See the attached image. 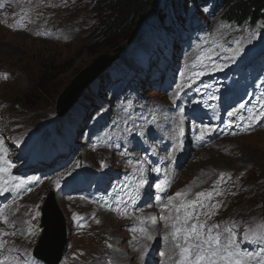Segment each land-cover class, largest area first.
Listing matches in <instances>:
<instances>
[{
    "label": "rangeland",
    "instance_id": "rangeland-1",
    "mask_svg": "<svg viewBox=\"0 0 264 264\" xmlns=\"http://www.w3.org/2000/svg\"><path fill=\"white\" fill-rule=\"evenodd\" d=\"M2 1L4 0H0V3ZM41 1L42 5L37 9L31 10L27 15L26 21L22 23L24 24L31 21L29 25L24 24L32 30L29 36L21 35L18 31H10V28L0 25V140L3 141L7 152H10L7 154L8 157L2 160V163H6L5 161L9 162L8 158H10L14 161V167L12 168L14 171L16 170L15 166L20 164L19 161H16L14 156L16 153L15 150L8 145L2 134L3 126L5 124L13 126L19 115L22 116L26 123L31 122L32 128L44 123H49L50 127L53 129L58 127L59 131L61 129H66L65 134H60L58 131V135L63 142L67 140L68 135L72 139L70 150L77 156V164H79V158L95 160V164H113L122 161L125 159L122 149L126 137L129 135L135 137L143 146V149L140 151V159L148 161L149 154L158 149L157 137L160 135V130L164 133L168 122L162 119L160 115L154 125L157 128V133L152 132L155 136L145 130L153 127L150 125L155 123L160 105L161 108H163L171 102L179 101L185 94H177L174 92H187V100L192 106V111L189 109V115L180 122L179 126L173 128L172 133L173 138H175L173 146L180 149L179 143L181 142L185 148H187L190 143H194L196 140H202V137L206 139V136L212 132L216 122L211 120L209 115L201 109V103L197 101V96L194 93L196 87L194 83L185 81L182 84L174 83L172 85H165L151 72V68L155 66L158 61L171 62V55L175 51L179 55L178 61L181 60L182 56L186 57L188 54V51L184 50L186 47L196 54L199 64L205 67L211 55L208 52L210 45L207 47L208 45H204L200 39H194L190 46L186 44L181 45L183 36L181 33L182 30H169L167 27L169 20L160 19L155 15H151L141 24L134 35L132 44L122 52L113 65L106 70V76H112L113 79L107 80V83H104V85L101 80L102 76L94 80L85 89L78 104L69 114L59 118L56 115L57 104L73 79L81 70L90 65L101 54L113 53L114 47L112 48L111 45H104L103 43L105 38L103 39L100 34L103 23H98L94 10V4L97 0H56L55 4L44 3L46 0ZM98 1L100 2L102 0ZM199 12H203L209 24H215V22L210 20L211 17L208 13L205 11ZM24 14L25 11L20 10L11 16L20 24ZM219 17L220 12L218 10L214 18L219 19ZM61 26H64L65 29L70 32V37L58 34ZM89 47H95L92 53L88 52ZM235 47L236 49H240L238 52L239 54H245L254 50H261V52L264 53V48L261 49L259 43L256 44L253 49L236 45ZM184 63L185 60L183 61V64ZM141 68L144 69L141 70ZM142 72H145L143 78L139 79V81L132 86L134 89L140 91V96L142 98L140 106H135V109H132L134 106L133 102H130V106H124L120 99L111 101V94L116 86L110 83H117L120 85L125 78H129L127 84L131 85L132 81L140 77ZM5 74L7 78H4ZM41 84L43 90L39 91ZM254 84L256 86L255 95L251 98L245 96L239 99L237 104L253 107L257 116L264 113V67L261 69ZM177 85L181 87L178 89ZM171 91L174 92L169 93ZM28 96L30 97L28 98ZM99 96H101V98H99ZM234 104L235 103H232L227 108ZM119 106L121 109L117 110L116 108ZM79 109H81L79 117L84 118L88 114V119L84 126L79 128L78 123L80 120L79 117L77 118V133L72 137L69 131ZM164 109L162 113L166 111V113L171 115L173 112L168 106ZM235 111L237 115L248 112L245 108H237ZM263 118L258 125L251 121H243L245 125L248 122L252 125H248L247 129L243 132L232 134L221 139L222 149L214 151L220 154L222 158V162L217 165L221 166V170L225 171L226 169H234L237 167H239V170L246 168L242 171L241 175V178L245 181L241 183V186H236L230 201L226 202L225 200L223 204H220L213 192H211L212 196L210 199L206 197L198 198V200H201L204 204V207L201 208L199 206L200 209L197 211L199 220L206 221L209 226L219 225L218 230L213 229V231H220L222 233V241L229 236V233L225 231L226 228H229L232 233L236 234L237 241L239 237H243L244 242L249 241L250 246L255 247L254 255L260 253V255H258L260 257L259 260L256 257L257 255L253 256L254 258L247 256L242 257L244 264H256V262L259 261L260 263L264 260L262 257L264 252H261L260 248V245H264V241L256 239L254 236H252L251 239H245L244 237L245 232H251L250 236L253 233H264ZM103 123L104 125L102 126ZM220 126V124H217L211 134H214ZM141 133H143V135H141ZM236 136H241L242 138ZM144 141L155 142L150 143L152 145L151 147L149 143H144ZM175 141L178 142V145H176ZM238 147L242 153L239 152L238 157L240 156V158L235 159L234 156L236 155ZM180 151L182 156H184V149ZM50 154H52L51 146L46 144L38 147L36 152L30 153L28 158H43ZM198 155L200 158H193L194 160L189 170H185L183 173L188 179L191 178L193 174L196 175V171L199 169L197 161L207 156V154L201 153ZM102 156H104V162H101ZM74 157L75 156L72 158ZM249 162L254 164H249ZM125 164L131 170H135L130 174L131 181L129 175H124L122 172H119L108 181V183L111 181V184L117 185V187L107 193L110 194L125 190V195L122 198L123 207L129 208L133 201L132 195L139 190L144 191L147 185L152 184V178L142 181V176L137 175L139 171L134 167L130 159H127ZM78 166H84L91 170V168L84 163ZM75 167L66 171L57 167L59 170L53 174L54 177H56L55 175L62 177H56L61 192V199H64V196H73L72 200L64 199L67 202L68 208L71 211L74 209V206L80 208L85 205L87 199L94 203L95 201L91 196L105 200L101 195L95 196L90 194L89 198H80L76 193V189L82 182H91L96 176V170L93 166L89 178L80 179V183L75 187L65 188L63 186L64 179L70 175ZM185 175L176 178L177 184L180 186V189L177 191H181L182 186L186 185L187 178ZM3 178L8 181L11 191L16 196V213L14 216L18 213L25 214L26 216L29 208L39 201L40 195V201L37 204L38 208L40 203L45 199L48 191L54 187L53 177L45 178L43 175L25 174L22 173L20 169L12 173L6 171ZM182 180L184 181L182 182ZM250 184L258 186L257 192L239 190L240 188L248 190L253 189L254 186ZM11 191L6 193L8 196L3 201L4 203L11 200V204H13L12 198L14 195L12 196ZM86 191L87 193H93L89 187L86 188ZM98 192L100 193L101 191ZM24 193L28 195H37V197H29L23 201ZM117 193L108 195V197L115 198ZM169 193L170 195L172 194L171 192ZM246 195H249V197L247 198ZM174 197H176V195ZM256 197L257 199L250 203V200ZM249 203L254 205L253 211L249 206V209L247 208L246 205ZM61 208L66 237L69 241L64 250L63 257L58 264H87L92 259L105 253L112 246H115L116 250L120 248L121 251L125 253L124 262L129 260L131 262L138 261L137 263L139 264H145L143 260L139 259L138 252H130L129 255H126V251H128L127 246L134 242L135 237L133 235H128L129 243L123 246V238L120 230H113V238L109 242L111 246H107L103 252L96 256L84 258L85 254L81 251L76 252V250L79 248L80 240L82 241L85 234L79 237L78 233L71 229L72 226L75 225L74 218L70 215L69 218H67L63 203H61ZM256 211L260 213L262 222L259 218L258 220H251L250 216H255ZM102 216L106 219L110 215L104 214ZM28 217L30 222L29 228H31V214ZM26 222L28 223V219H26ZM35 224L37 226V220ZM78 226L82 228L81 222L78 223ZM74 229H76V227H74ZM8 233V238L12 243L23 244L29 249V246L34 247L40 231L37 227L34 235H30V238L27 234L25 239H21L12 231ZM106 241L107 240L103 242ZM83 250L88 254H93V247L89 239L85 242ZM3 252L4 250L0 248V254H2L0 260L5 256ZM137 263L126 262L123 264Z\"/></svg>",
    "mask_w": 264,
    "mask_h": 264
},
{
    "label": "bare ground",
    "instance_id": "bare-ground-1",
    "mask_svg": "<svg viewBox=\"0 0 264 264\" xmlns=\"http://www.w3.org/2000/svg\"><path fill=\"white\" fill-rule=\"evenodd\" d=\"M53 1L54 0H46L45 2ZM41 3V0L2 1L0 3V25L10 28V31H18L21 35L29 36L32 30L26 25H29L31 21L24 23L26 25L22 23L26 21L28 13ZM20 10H24L25 14L19 24L11 15ZM101 55L97 58L103 60L104 57L102 58ZM167 106L173 110L171 115L174 116L176 123L180 124V122L189 115L190 105L186 94H184L179 101L171 102ZM167 106L161 108V118L168 122L166 125V131L163 133L160 130V135L157 137L158 149L149 154L148 161L140 159V151L143 149V146L132 136L127 138L124 149L127 159H130L132 164H134V167L138 169L139 173L137 175L142 176V181L152 178V184L147 185L144 191L139 190L132 195L133 201L129 208L123 207L122 198L125 195V191L118 192L115 198H109L108 196L104 198L102 196L105 200L91 196L95 201L94 203L87 199L84 206L80 208L74 206V209L72 210L73 213H81L89 218L87 221H79L81 222L82 232L85 235L82 238V241L80 240V245L76 252L81 251L84 253V258L96 256L103 252L106 247L110 245L109 242L113 238V230H120L123 238V246L128 245L129 243L128 235H133L135 237L134 242L127 246L128 251H126V255H129L130 252H138L139 259L143 260L145 264H177L179 249L175 247L176 241L171 237V224L178 215L182 216L184 214V209L181 208L180 211L177 212L176 209L178 207L175 206V200H170L165 203L164 206L160 207L157 201V192L153 187L154 181L161 178H164L166 181L172 174L174 176L183 174L185 170H189L194 159L200 158L198 154L201 153L207 154V156L197 161L199 169L196 171V175L193 174L192 177L189 178V184L187 186L185 185L188 195L182 193L183 195L175 197L177 201L181 200L180 205L192 200H197V193L205 192L209 188L214 190L215 194L221 201L229 200L234 194L236 186L243 182L238 177V174L241 171L239 170V167L223 171L221 170V166H217L222 162V158L220 154L215 153L214 151L222 149L223 146L221 144V139L245 131L251 123L248 122L245 125L242 121L233 129H226L220 126L214 134L209 135L206 144L199 145V141L194 142L193 144L199 146L193 147V145H190L185 150L186 157L180 158V152L177 150L179 148L176 147L177 149H175L171 147V144H174L170 133L172 126L171 116L166 113V111L162 113L163 109ZM145 131H148L149 133H157V128L153 126ZM152 135L155 136L153 133ZM236 137L242 138L241 136ZM177 143L178 142H176V145H178ZM182 144L181 147H183ZM239 152L242 153L238 147L236 155L234 156L235 159L240 158V156L238 157ZM187 157L188 160L186 161ZM88 167H90L91 170L84 166L75 167L70 175L64 179L63 186L65 188L75 187L80 183V179L83 180L89 178L90 171H92L93 168L92 166ZM221 174H223V178H221ZM55 176L57 178H62L58 175ZM175 187L173 188L170 186L169 190L166 192L174 193ZM8 192L10 191L0 192V242H2V247L0 248L4 250V257H8L7 260H0V264H42L34 259L30 253V249L25 245L12 243L8 238L9 231H12L21 239L27 237L30 226L28 216L31 214L34 205L33 204L29 208L26 216L21 213L14 216L16 213V202H14L16 196L12 193V196L14 195L12 198L13 204H11V200L6 203L3 202L8 196L6 194ZM26 198L27 197L23 196V201H25ZM63 198L72 200L73 196H64ZM64 199L61 200L67 204ZM248 206L253 211L254 205L249 203ZM197 211L193 214L194 217L197 216ZM165 213H169L170 216V221L166 223V220H162ZM104 214L110 216L104 219L102 216ZM3 217H7V222L4 221ZM251 217L254 218L253 220H258L255 216ZM26 219H28V223L26 222ZM89 223L92 225H88ZM141 228L145 229V231H140ZM4 233H7V235H4ZM88 239L93 247V254H88L83 250L84 244ZM105 240L107 241L103 242ZM159 249L163 250V252L161 251V255L157 254ZM1 255L2 254H0V258ZM124 259L125 253H123L120 248L116 250L115 246H112L105 253L92 259L87 264H121Z\"/></svg>",
    "mask_w": 264,
    "mask_h": 264
},
{
    "label": "snow or ice",
    "instance_id": "snow-or-ice-1",
    "mask_svg": "<svg viewBox=\"0 0 264 264\" xmlns=\"http://www.w3.org/2000/svg\"><path fill=\"white\" fill-rule=\"evenodd\" d=\"M237 53L240 51L239 48L235 50ZM202 74V73H201ZM7 78L6 74L5 77ZM181 86L177 85L179 89ZM260 116H264V113H261L254 119H259ZM143 135V133H141ZM7 149L4 147V143L0 140V153H6ZM0 160H4V156L0 155ZM6 163L10 162L5 161ZM7 171L6 168L0 167V172ZM223 178V174H221ZM165 181H161L156 185L157 189L164 190L163 185ZM18 187V185H17ZM7 191L3 186V183H0V192ZM182 193H176V196H181ZM198 197L211 198L212 193L199 192L197 193ZM172 197H169V200H172ZM160 197H157L159 202ZM197 205L201 208L204 207V204L201 200H192L188 203L181 204L176 211L179 212L180 209H184V214L182 216L178 215L171 224V237L176 241L175 247L179 249V259L177 264H244V256L254 258L252 253L242 252L240 245L236 239V234L231 232V229L226 228L225 231L229 233V236L222 241V233L220 231H213V229H218L219 225H207L206 221H200L199 217H194V213L197 211ZM215 207V206H214ZM4 221L7 222V217H3ZM166 219H170L166 217ZM140 231H145L141 228ZM29 234L34 235V232L29 228ZM7 235V233H4ZM254 236L256 239L264 241V233H253L250 236L249 232L244 233L245 239H251ZM111 246V245H109ZM0 247H2V242H0ZM261 252H264V248L261 249ZM255 255H260L256 253ZM240 257V258H238ZM4 260H7L8 257H3ZM264 264V260L260 262Z\"/></svg>",
    "mask_w": 264,
    "mask_h": 264
},
{
    "label": "trees",
    "instance_id": "trees-1",
    "mask_svg": "<svg viewBox=\"0 0 264 264\" xmlns=\"http://www.w3.org/2000/svg\"><path fill=\"white\" fill-rule=\"evenodd\" d=\"M165 0H102L96 4L103 28L100 30L104 45H111L114 49L134 38L141 24L151 15L158 14ZM229 13L239 19L247 16L245 21L254 26L257 21H264V0H236L229 7ZM95 47H89L92 53ZM113 49V50H114ZM43 90L42 84L39 91ZM34 92V90H33ZM32 96L31 94H28ZM28 96V98L30 97Z\"/></svg>",
    "mask_w": 264,
    "mask_h": 264
},
{
    "label": "water",
    "instance_id": "water-1",
    "mask_svg": "<svg viewBox=\"0 0 264 264\" xmlns=\"http://www.w3.org/2000/svg\"><path fill=\"white\" fill-rule=\"evenodd\" d=\"M132 41L133 39L115 48L113 53L101 55L102 58L104 57L103 60L96 58L90 65L81 70L62 94L61 100L57 104V113L61 117L66 115L77 103L88 85L112 66L113 62L118 59ZM43 212L42 225L44 230L35 254L49 264H57L67 243L65 224L61 213L55 210L50 199L47 200Z\"/></svg>",
    "mask_w": 264,
    "mask_h": 264
}]
</instances>
